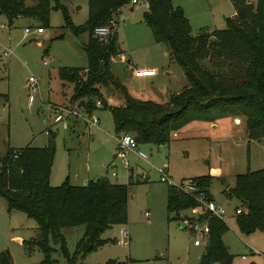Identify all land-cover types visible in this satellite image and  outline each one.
Returning <instances> with one entry per match:
<instances>
[{
    "label": "rangeland",
    "instance_id": "374dc122",
    "mask_svg": "<svg viewBox=\"0 0 264 264\" xmlns=\"http://www.w3.org/2000/svg\"><path fill=\"white\" fill-rule=\"evenodd\" d=\"M54 2L63 6L73 25L84 22L86 0H52L51 6ZM170 2L182 10L193 32L224 27V22L218 21V15L227 6L226 0ZM127 8L123 6L119 14L114 15L117 23L111 18L115 23L120 53L110 59V71L119 81L126 80L135 98L165 102L169 94L179 90L180 80L185 83L181 70L165 54L164 44L152 40L141 19L144 11L142 0L132 5L131 11ZM21 19L7 26L5 17L0 14V156L8 148L42 147L46 144V123L40 99L53 104L72 103L70 95L64 99L71 92V85H61L56 69L85 66L80 45L84 43L86 33L72 35L63 27L59 10L50 9L48 27H43L44 34L38 43L31 33L23 35L22 32L23 26H28V23L37 25L38 22L31 18ZM4 52L9 54L4 55ZM126 60L130 66L155 68L156 76L151 79L152 83L145 80L141 86L130 82ZM29 76L36 80L37 91L32 103L27 105L24 84ZM100 92L111 104L121 102L119 94L110 86L100 87ZM91 116L98 119L94 128L80 118H76L75 123L68 118L50 125L51 132L55 131L48 181L52 186L65 179L70 184H80L92 170L98 172L101 164H107L103 176L109 182L127 185L126 222L104 230L99 237L107 241L75 264H195L190 253V232L179 227L175 220L167 219L166 184L158 180L155 168L165 164L167 175L173 182L198 175L210 176L208 194L229 215L240 203L226 197L225 190L232 187L236 174L264 168V139L246 138L242 116L234 122L229 116L218 118L215 125L191 121L171 133L165 145L138 144L137 148L146 155V160H138L128 154L127 170L116 156L108 110L93 111ZM144 212L148 214L146 217ZM185 215L190 213L182 212L180 217ZM199 218L203 219L204 215H199ZM225 223L227 230L222 241L232 255L231 264H264V232L242 235L236 230L232 218H225ZM122 229L126 236L119 235ZM82 231L83 225L61 229L68 254L74 250L75 241ZM35 235L34 221L22 212L7 210L4 199L0 198V251L8 252L11 264H40L41 252L32 243ZM48 244L53 249L50 253L53 264H66L57 245L50 241ZM247 246L255 249L257 254L247 253ZM195 249L200 254L203 246ZM240 254H245V259H240Z\"/></svg>",
    "mask_w": 264,
    "mask_h": 264
},
{
    "label": "trees",
    "instance_id": "16d2710c",
    "mask_svg": "<svg viewBox=\"0 0 264 264\" xmlns=\"http://www.w3.org/2000/svg\"><path fill=\"white\" fill-rule=\"evenodd\" d=\"M51 1L0 0V14L7 26L15 18L25 17L36 20V27L42 30L48 27L53 8L60 11L63 27L72 35L86 33L80 45L85 66L58 67L56 77L61 85H71L69 99L85 116L107 109L114 135L129 133L137 145L158 147L167 144L171 133L188 122L242 116L246 138L264 139V37L256 13L244 0H230L235 15L224 19V28L197 32L191 31L182 10L170 0H144L147 6L141 13L143 23L152 40L164 44L169 59L180 68L185 80L184 86L162 103L133 98L111 73L109 61L120 53L114 31L104 40L92 35L94 27L106 24L120 7L130 5V0H86V17L80 25H73L63 6L56 2L51 6ZM103 86L113 88L121 102H107L100 92ZM46 136L42 147L8 148L0 156V198L7 210L22 212L34 221L36 235L32 243L41 252L40 264H53L48 241L57 245L66 264H75L107 241L99 237L104 230L125 224L127 185L109 182L105 177L81 185L66 179L50 185L54 133L48 130ZM189 179L210 198V176ZM225 196L238 200L244 209L233 217L240 234L264 232V168L236 174ZM194 206L191 197L166 186L167 219L177 222L182 212ZM78 225H83V231L68 254L60 231ZM207 226L197 264H231L232 255L221 239L226 224L207 217ZM0 264H11L6 250L0 251Z\"/></svg>",
    "mask_w": 264,
    "mask_h": 264
},
{
    "label": "built area",
    "instance_id": "2783aa9c",
    "mask_svg": "<svg viewBox=\"0 0 264 264\" xmlns=\"http://www.w3.org/2000/svg\"><path fill=\"white\" fill-rule=\"evenodd\" d=\"M139 3V0H130L131 5H135ZM142 5L144 9L146 8V2L142 0ZM115 23L112 19H109L106 24L102 26L94 27L92 30V35L96 37H101L103 39L106 38L108 34L114 31ZM39 33L42 30L39 27H35L33 29H29V27L25 26L22 29L23 35H27L31 32ZM9 52H4V55H8ZM131 74L133 77H144V76H152L155 74L154 69H132ZM24 88L26 90V100L27 105H30L34 100V93L37 91V83L36 80L29 76L25 80ZM40 103L42 105V111L44 113V122L46 123V127L44 129V133L46 134L50 128V125L64 122L68 118L82 119L85 124L95 126L97 124L96 117L90 115L85 116L79 107H77L74 103L70 104H53L48 101H42L40 99ZM94 106L98 107L99 102L95 101ZM113 139L116 145V156L121 161L122 166L128 170L127 166V154L129 152L133 153L134 157L138 160H146V155L138 150L137 144L133 138V136L129 133H119L113 135ZM156 173L158 174V180L166 184V186H172L176 188L179 192L191 197L193 201L196 203V206L190 207L186 211L190 213V215L181 216L177 221L178 224L181 225L182 228L188 230L191 234V245L192 246H203L206 241L208 226H207V217L216 218L225 223V218L228 217L226 215L223 206L211 198L207 197L202 188H200L194 181L190 179L179 180L177 182H173L171 178L167 175L166 165L162 164L159 167L155 168ZM141 176V174H140ZM142 178V176H141ZM199 211V213H198ZM185 212V211H184ZM244 209L241 205L235 207L232 211V216L234 217L237 214L243 213ZM198 213V214H197ZM143 215L146 217L148 214L144 212ZM199 215H204L203 219L199 218ZM207 216V217H206ZM226 224V223H225ZM119 235L121 237L126 236V231L124 229L120 230ZM246 252L251 254H257L255 249L251 247H246ZM245 254L240 255V258L243 259Z\"/></svg>",
    "mask_w": 264,
    "mask_h": 264
},
{
    "label": "crops",
    "instance_id": "0c3cea01",
    "mask_svg": "<svg viewBox=\"0 0 264 264\" xmlns=\"http://www.w3.org/2000/svg\"><path fill=\"white\" fill-rule=\"evenodd\" d=\"M245 1V3L246 4H248L250 7H251V9H252V11L254 12V13H256V15H257V18H258V23H259V27H260V33H261V35L264 37V0H244ZM226 4H227V6L225 7V9H224V11L223 12H221V14H219L218 15V21H223L224 22V19L225 18H233L234 17V15H235V13H234V10H233V8H232V5H231V2H230V0H226ZM121 8L122 7H120L114 14H113V16L111 17L115 22H116V19H114V15H118L119 14V12H120V10H121ZM127 10L128 11H131L132 10V7L130 6V5H128V8H127ZM183 13V12H182ZM22 17H17V18H15L14 19V21H13V23H18V22H20V20H23V19H21ZM186 18V17H185ZM218 21L216 22V23H218ZM12 23V24H13ZM117 23V22H116ZM214 23V22H213ZM11 24V25H12ZM26 24H27V21H26ZM10 25V26H11ZM28 26L27 27H29L30 26V28L31 29H33V28H35L37 25H34V24H32V23H28L27 24ZM213 26H216V25H218V24H212ZM25 26H23L22 27V29L24 28ZM216 27H219V26H216ZM224 28V27H223ZM215 29V28H214ZM222 29V28H221ZM211 30H213V29H207V31H211ZM114 32H115V38H116V36H117V34H116V28H115V30H114ZM31 34L33 35V38H34V40L36 41V43H38L40 40H41V36L44 34L43 33V29H42V31L41 32H39V33H36V32H31ZM85 40H86V38H85ZM85 40H84V42H85ZM116 46H117V48H118V50H119V52H120V49H119V47H118V45H117V43H116ZM165 48V50H166V47H164ZM165 54L167 55V50H166V52H165ZM118 55V54H117ZM122 56V55H121ZM45 62H43V64H44ZM125 63H127V64H129V62L126 60V62ZM132 69H154L155 70V68H150V67H147V66H143V67H137V66H130V64H129V68H128V70H129V72H128V76H127V79L130 81V82H135V83H137V84H140L141 86H142V84L145 82V80H149L148 82L151 84L152 83V78H154L155 76H156V72H155V74L154 75H152V76H144V77H133L132 76V74H131V70ZM156 71V70H155ZM166 75H168V73H165ZM125 87H126V89H127V92L129 93V95L130 96H132V94H131V91H130V89L128 88V86L126 85V80L124 79V80H121L120 81ZM180 84H181V86H180V88H179V90L184 86V81H182V80H180ZM179 84V85H180ZM179 90H176L175 92H172V94H175V93H177ZM139 93V95H140V92H138ZM71 94V92L67 95V96H65L66 98H64V99H67L68 98V96ZM172 94H169V96L170 95H172ZM166 95V94H165ZM168 95V94H167ZM168 96V97H169ZM133 98H135L134 96H132ZM166 96H164V98H165ZM167 97V98H168ZM136 99H140V98H136ZM140 100H143V99H140ZM165 100H167V99H165ZM165 100H163V101H165ZM45 101H48V102H50L49 100H45ZM66 100H64V102H65ZM51 103V102H50ZM159 103V102H158ZM96 111V110H95ZM93 112H91V114H92ZM230 118H231V120H232V122H234V120H236V119H239L238 118V116H229ZM97 119V118H96ZM217 120V119H216ZM216 120H214V121H212V122H207L208 123V125H215V124H217L216 123ZM71 123H75V119H71ZM85 123V122H84ZM97 124H98V119H97ZM53 125V124H52ZM51 125V126H52ZM186 125V124H185ZM89 127H96V126H91V125H88ZM183 127V126H182ZM87 128V127H86ZM180 129V128H179ZM178 129V130H179ZM49 130L51 131V127L49 128ZM55 131V130H54ZM54 131H53V133H54ZM41 147V146H40ZM129 155H132V156H134L133 155V153H131V152H129L128 153ZM127 154V155H128ZM106 167H107V164L106 165H104V164H101V167H100V169L98 170V172H94V170H92V172L90 173V175H88V176H86V178H85V180L83 181V182H80V184H76V185H81V184H83L84 182H86L87 180H90V179H94V178H97V177H104L103 176V174L104 173H106ZM49 171H50V169H49ZM93 173V174H92ZM167 173H168V171H167ZM170 175V174H169ZM193 177H195V176H193ZM48 178H49V176H48ZM49 182V181H48ZM227 218H232L233 219V216H232V214L230 213L229 215H228V217ZM221 239H222V237H221ZM117 242H119V240H117ZM223 242V241H222ZM224 243V242H223ZM199 246H192L191 247V250H190V253H191V255H193V257H194V260H193V262L195 263V264H197V259H198V256L200 255L199 254V252H197L196 251V249L195 248H198ZM227 247V246H226ZM227 249H228V247H227ZM240 255H242V254H240ZM240 255H239V257H240ZM245 257H246V255H245ZM245 257L243 258V259H245ZM10 258H11V256H10ZM241 259V258H240Z\"/></svg>",
    "mask_w": 264,
    "mask_h": 264
},
{
    "label": "water",
    "instance_id": "95a60500",
    "mask_svg": "<svg viewBox=\"0 0 264 264\" xmlns=\"http://www.w3.org/2000/svg\"><path fill=\"white\" fill-rule=\"evenodd\" d=\"M225 188H226V186H225ZM179 225V227H181V225L180 224H178Z\"/></svg>",
    "mask_w": 264,
    "mask_h": 264
}]
</instances>
